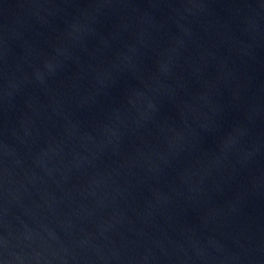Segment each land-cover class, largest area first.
<instances>
[{"label": "water", "instance_id": "water-1", "mask_svg": "<svg viewBox=\"0 0 264 264\" xmlns=\"http://www.w3.org/2000/svg\"><path fill=\"white\" fill-rule=\"evenodd\" d=\"M0 264H264V0H0Z\"/></svg>", "mask_w": 264, "mask_h": 264}]
</instances>
